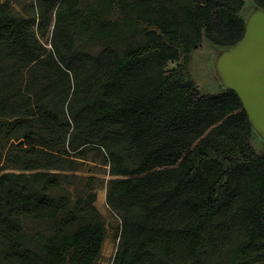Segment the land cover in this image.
<instances>
[{
    "label": "trees",
    "instance_id": "1",
    "mask_svg": "<svg viewBox=\"0 0 264 264\" xmlns=\"http://www.w3.org/2000/svg\"><path fill=\"white\" fill-rule=\"evenodd\" d=\"M25 1L28 16L0 1V58L34 73L35 111L23 116L38 129L3 83L0 264H95L106 234L96 194L73 205L49 194L75 179L63 174L76 172L70 152L91 144L113 177L111 264H264V153L249 143L236 93L202 94L188 70L203 38L223 48L241 41L244 0ZM50 26L45 56L37 35ZM76 39L104 49L76 54ZM25 221L49 232L27 233ZM232 230L234 242L221 236Z\"/></svg>",
    "mask_w": 264,
    "mask_h": 264
},
{
    "label": "rangeland",
    "instance_id": "2",
    "mask_svg": "<svg viewBox=\"0 0 264 264\" xmlns=\"http://www.w3.org/2000/svg\"><path fill=\"white\" fill-rule=\"evenodd\" d=\"M93 2L94 0H80V6L81 8H85ZM253 2V0H245L244 19H246V24H249V21L253 17L256 10L255 6L252 4ZM8 3L10 5V12L12 15H31L29 10L28 14H24L22 10L23 5L27 3L25 0H8ZM50 17L52 19V14ZM119 18L120 16L117 9H113L109 19L117 21ZM51 32L52 26L48 28L44 37L37 35V39L46 51L45 56H47V54L51 51ZM74 47L76 54H87L95 57L103 51L104 43H90L87 42V40L76 39ZM232 47H218L204 39L201 48H199L198 51H196V55L193 56L194 59L192 64L199 58L197 62H199L200 67L202 68L200 69L199 75L202 78L203 84L211 90L208 92L202 91L201 87L192 77L200 93L216 94L222 92L224 87H227L226 78L222 73V59L230 53ZM174 65V63L168 64V71L171 70ZM33 75L34 73L30 72L25 67H22L20 64L0 58V86L3 83H6L8 87L12 89L11 95L19 101L21 106V110L17 112L18 115L24 117L23 119H25L28 129L36 131L38 129V123L35 121L36 118L32 116L25 118V116H23L25 114H31V112L33 113L35 111L33 93H28V91L33 87ZM190 75L192 76V73H190ZM35 90H38V87L35 88ZM260 104L264 107L262 100H260ZM62 120L64 123L70 124L68 117L64 116V119ZM254 142L260 144L262 149L258 150L254 146ZM249 143L254 148L256 153H264V129L261 126L254 127V125H252V135L249 139ZM1 146L2 142H0V147ZM70 155L76 157V172H64L63 174L75 175V179H71V184H62L61 190L51 191L49 194L55 197H70L72 205L78 202L81 204L82 201H85L86 197L92 195L93 193L97 195V199L93 205L102 216L106 234L100 252V257L95 264H111L118 243L120 222L118 217L111 212L106 204L107 184L110 179H113V177L108 174L109 168L106 164V154L97 146V144H91L79 148L77 153L70 152ZM24 228L27 233H33L36 229H39L43 234L49 232L48 226H38L29 221L24 222ZM221 236L228 237L231 242L236 240V232L234 230L229 233L222 234ZM217 245H219L218 242ZM222 259L225 258L222 257Z\"/></svg>",
    "mask_w": 264,
    "mask_h": 264
},
{
    "label": "water",
    "instance_id": "3",
    "mask_svg": "<svg viewBox=\"0 0 264 264\" xmlns=\"http://www.w3.org/2000/svg\"><path fill=\"white\" fill-rule=\"evenodd\" d=\"M264 12L256 11L245 33L222 59L227 89L236 93L254 127L264 129Z\"/></svg>",
    "mask_w": 264,
    "mask_h": 264
},
{
    "label": "bare ground",
    "instance_id": "4",
    "mask_svg": "<svg viewBox=\"0 0 264 264\" xmlns=\"http://www.w3.org/2000/svg\"><path fill=\"white\" fill-rule=\"evenodd\" d=\"M197 60H199V58L196 59V61H194L193 64L191 65L192 77L194 78V81L201 87L202 91L208 92L211 89L208 88L205 84H203L202 78L199 75L200 69L202 68L200 67V64L199 62H197ZM253 144L258 150L262 149V146L257 142H254Z\"/></svg>",
    "mask_w": 264,
    "mask_h": 264
},
{
    "label": "crops",
    "instance_id": "5",
    "mask_svg": "<svg viewBox=\"0 0 264 264\" xmlns=\"http://www.w3.org/2000/svg\"><path fill=\"white\" fill-rule=\"evenodd\" d=\"M254 6H255V8H256V10H255V12L256 11H258V10H260V11H262L260 8H258L256 5H255V3L253 2L252 3ZM244 7H245V0H244V5H243V7L241 8V10L239 11V13H238V16L244 21V23H245V25H246V19H244ZM254 12V13H255ZM264 12V11H263ZM203 41H204V38H203V40H202V43H201V45H200V47L199 48H201V46H202V44H203ZM198 51V50H197ZM196 51H193V52H191V54H190V58H189V62H188V70H189V73H191V64H192V61H193V56H195L196 55ZM181 61H179L178 63H180ZM178 63H175V64H178ZM191 76V75H190ZM191 78H192V76H191ZM192 80H193V78H192ZM227 88H223V91L224 90H226ZM222 91V92H223ZM222 92H219V93H222ZM217 94V93H216ZM251 135H252V125H251ZM251 137V136H250ZM96 199H97V195H96Z\"/></svg>",
    "mask_w": 264,
    "mask_h": 264
},
{
    "label": "flooded vegetation",
    "instance_id": "6",
    "mask_svg": "<svg viewBox=\"0 0 264 264\" xmlns=\"http://www.w3.org/2000/svg\"><path fill=\"white\" fill-rule=\"evenodd\" d=\"M263 69H264V64H262V71H263ZM264 72V71H263Z\"/></svg>",
    "mask_w": 264,
    "mask_h": 264
},
{
    "label": "built area",
    "instance_id": "7",
    "mask_svg": "<svg viewBox=\"0 0 264 264\" xmlns=\"http://www.w3.org/2000/svg\"><path fill=\"white\" fill-rule=\"evenodd\" d=\"M0 1H4V0H0Z\"/></svg>",
    "mask_w": 264,
    "mask_h": 264
}]
</instances>
